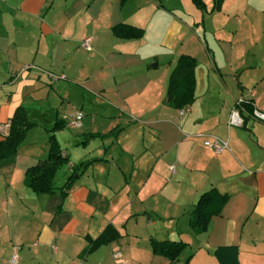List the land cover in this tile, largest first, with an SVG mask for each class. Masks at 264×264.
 <instances>
[{"label": "crops", "instance_id": "crops-1", "mask_svg": "<svg viewBox=\"0 0 264 264\" xmlns=\"http://www.w3.org/2000/svg\"><path fill=\"white\" fill-rule=\"evenodd\" d=\"M202 1L0 0V141L21 106L35 124L0 161V264H219L223 246L239 248L240 264H264V123L229 124L241 97L264 112V0H224L220 11ZM119 25L145 34L119 38ZM182 56L197 61L196 99L179 110L166 96ZM60 120L57 138L76 130L72 144H95L78 163L62 150L69 169L57 188L89 163L65 198L25 184ZM214 137L228 149L210 148ZM214 189L228 202L195 234L190 213ZM109 226L119 240L85 254ZM152 239L189 247L171 263Z\"/></svg>", "mask_w": 264, "mask_h": 264}, {"label": "trees", "instance_id": "trees-1", "mask_svg": "<svg viewBox=\"0 0 264 264\" xmlns=\"http://www.w3.org/2000/svg\"><path fill=\"white\" fill-rule=\"evenodd\" d=\"M195 4L205 9L202 0H193ZM224 0H214V11H220ZM114 33L119 38L138 39L145 34L144 30L138 29L130 25H119L114 28ZM197 61L189 56H182L178 60L174 68L166 96V103L176 109H183L195 102V68ZM248 112L252 111V103L250 100L245 105ZM68 125L65 121H57L50 130V149L48 156L41 160L36 166L30 168L26 172L25 184L36 194L52 195L57 191L63 198L73 187L75 180L81 175L85 169L83 163L75 167L67 178L65 184L57 188L55 186V178L57 174L69 165V158L63 155L54 133L63 130ZM35 126L27 115L25 107L21 106L17 109L11 118L9 134L5 140L0 141V161L8 159L17 154L19 147L27 138L28 132ZM87 165V166H88ZM228 202V196L219 193L217 190H211L203 195V200L190 213V227L195 234H200L206 229L212 217L219 215ZM120 233L114 227H107L102 235L95 241H91V245L85 254L92 253L103 245H108L113 241L119 240ZM153 254L168 258L171 263H176L189 245L183 241H157L152 239L150 242ZM214 255L219 264H240L239 248L237 246H223L214 251Z\"/></svg>", "mask_w": 264, "mask_h": 264}, {"label": "built area", "instance_id": "built-area-1", "mask_svg": "<svg viewBox=\"0 0 264 264\" xmlns=\"http://www.w3.org/2000/svg\"><path fill=\"white\" fill-rule=\"evenodd\" d=\"M91 44H92V38L88 37L82 42L81 46L86 50H90ZM26 70L27 68L24 71ZM247 102L248 100H246L244 97H241L236 101L235 107L231 113V117L229 121L230 125L239 126V127L245 125L247 116L252 117L256 121L264 123V112L259 111L257 109H254L252 113L248 112V110L245 108ZM187 111L188 109H184L180 112V114L184 115ZM81 119H82V115L81 114L77 115L76 119L72 121V125L75 127H79L81 125L80 123ZM206 144L210 148H212L216 153H221L224 150L228 149V142L217 137H214L212 141H208ZM120 255H121L120 253H117L115 256L120 257ZM16 262H17V256L15 255L12 259L11 264H16Z\"/></svg>", "mask_w": 264, "mask_h": 264}, {"label": "rangeland", "instance_id": "rangeland-1", "mask_svg": "<svg viewBox=\"0 0 264 264\" xmlns=\"http://www.w3.org/2000/svg\"><path fill=\"white\" fill-rule=\"evenodd\" d=\"M195 9H196V11H200V10H198L197 9V7H195V6H193ZM227 36H229V35H227ZM241 47H244V48H246L249 44H248V42H244L243 41V43H241ZM209 68V64H207V66H205L204 65V69H208ZM208 72H209V70H208ZM224 75H226V74H224ZM225 79H226V82H227V84H229L230 86H232L233 88L235 87V89H237V91H239V93H240V89H238V79L236 78V77H234V76H225ZM73 133H74V135L76 134V133H78L76 130H67L66 131V133L64 132L63 134H65L63 137H62V135L60 136V137H56V135H55V138L57 139V141H58V143H59V146H60V148H61V150H64V151H66L69 155H70V159H71V161H73V162H75V163H78V161H80L81 159H82V156L83 155H86V154H88V148H92V147H95V144L94 143H92L91 144V146L90 147H82V146H80L79 148H78V146H76V145H74V144H72L71 143V141H70V138H71V136L73 135ZM57 134V133H56ZM62 137V138H61ZM98 142H100L99 140H98ZM78 160V161H77ZM88 165V164H87ZM87 165H85L84 167H85V169L89 166H87ZM91 165V164H90ZM69 169V168H68ZM67 169V166L60 172V174H59V176H58V178H57V185H61L62 184V180H63V176H64V174L66 173V171L68 170ZM201 255V254H200Z\"/></svg>", "mask_w": 264, "mask_h": 264}]
</instances>
